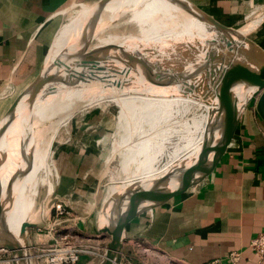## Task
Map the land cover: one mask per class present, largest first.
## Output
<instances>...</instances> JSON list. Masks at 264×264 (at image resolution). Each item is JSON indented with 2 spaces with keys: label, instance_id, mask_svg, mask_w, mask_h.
Returning a JSON list of instances; mask_svg holds the SVG:
<instances>
[{
  "label": "bare ground",
  "instance_id": "1",
  "mask_svg": "<svg viewBox=\"0 0 264 264\" xmlns=\"http://www.w3.org/2000/svg\"><path fill=\"white\" fill-rule=\"evenodd\" d=\"M154 3L106 0L101 5L85 4L57 33L47 54V65L66 48L83 46L89 40H96L89 53L105 60L77 72L70 71L75 66L72 63L60 65L55 68L56 75L39 81L17 126L13 160V132H7L4 144L0 139V236L9 230L19 236L23 223L37 224V219H43L45 210L36 208L40 173L47 174L42 183L48 186L49 195L54 194L50 176L55 169V130L62 120L60 115L68 111V119L63 122L66 127L77 108L114 100L107 98L106 91H118L115 101L134 95L132 106L137 107L138 115L135 129L128 131L132 136L121 151L124 177L121 185L110 188L109 195L137 181L196 174L203 167L201 172L206 170L223 135L219 100L225 84L202 65L199 54L207 49L231 64L246 65L244 59L263 63L246 41L247 34L262 19L226 32L186 2ZM125 16L128 25L131 22L139 28L138 33L102 35L104 29ZM66 72L75 75L69 77ZM120 80L122 84L115 87ZM149 106L160 108L158 112L153 109L150 119ZM173 110L178 117L174 124L166 119ZM134 164L136 167L130 169ZM24 172L26 175L20 178ZM125 210L111 212L110 220L117 221ZM26 260L31 264L30 257Z\"/></svg>",
  "mask_w": 264,
  "mask_h": 264
},
{
  "label": "crops",
  "instance_id": "2",
  "mask_svg": "<svg viewBox=\"0 0 264 264\" xmlns=\"http://www.w3.org/2000/svg\"><path fill=\"white\" fill-rule=\"evenodd\" d=\"M77 1L90 0H0V119L13 95L42 67L62 25L61 11ZM146 1L155 4L157 0ZM189 1L228 26L257 14L262 21L252 40L264 49V0ZM77 123L71 127V144L56 156L54 198L82 218L75 222L78 230L91 233L95 228L98 233L97 218L91 217L100 203L99 182L110 158L106 145L114 142L111 135L117 123L98 111ZM7 138L8 133L3 144ZM239 139L226 156L219 146L215 149L206 170L213 164L219 166L207 187L130 224L120 264H230L233 252L241 254L237 264H264V257L250 248L253 238L264 233V121L256 108L247 109ZM11 148L13 160V138Z\"/></svg>",
  "mask_w": 264,
  "mask_h": 264
},
{
  "label": "water",
  "instance_id": "3",
  "mask_svg": "<svg viewBox=\"0 0 264 264\" xmlns=\"http://www.w3.org/2000/svg\"><path fill=\"white\" fill-rule=\"evenodd\" d=\"M105 1L99 0L98 4L101 5ZM181 1L199 10L207 20L222 30L233 31L232 28L222 25L189 0ZM246 41L254 53L259 58H263V63L253 59L249 61L244 59L246 65L231 64L221 55L207 49L199 54L203 57L200 58L202 65L218 75L225 84L219 100L221 114L223 112L221 118L223 135L218 142L219 151L221 155L225 154V156L230 154L239 143L241 125L247 109L254 99L256 112L264 121V52L262 55L261 48L252 40L246 39ZM92 47L93 42L89 40L83 46L66 48L50 65L46 63V56L40 70L13 95L8 109L0 119V139H3L10 130L13 132V143L17 144V126L23 109L32 97L34 87H37L43 78L56 75L58 73L55 69L57 66L72 63L75 66L70 71L77 72L81 67H88L100 60H105L91 55L89 51ZM67 75L73 77L75 74L67 73ZM216 165H211L201 173H181L178 176H161L151 180L137 181L108 195L98 206L97 231L99 234L109 237V242L96 264H120L121 252L130 224L139 216L153 212L156 208L176 198L207 187L219 166ZM24 175H26L25 172L19 177L23 178ZM55 201L53 198L51 204L53 205ZM123 208H126L123 216H120L117 221H111L109 214ZM36 226V224L23 223L19 236H16L11 230L0 236V247L6 248L10 252L14 264H26L28 261L26 258L31 257L27 231Z\"/></svg>",
  "mask_w": 264,
  "mask_h": 264
},
{
  "label": "rangeland",
  "instance_id": "4",
  "mask_svg": "<svg viewBox=\"0 0 264 264\" xmlns=\"http://www.w3.org/2000/svg\"><path fill=\"white\" fill-rule=\"evenodd\" d=\"M112 2V1H111ZM99 3V0H90V1H77L74 3H71L69 5H67L62 11H61V22H62V26H64L65 24H68L71 22V20H73V18L76 16V13L81 9V7L85 4L88 5H96ZM150 4V3H148ZM208 14V13H207ZM257 14H254V16H252V18H250L249 20L243 21L242 23L236 25V26H228L226 24H222L226 27L232 28V29H239L245 25L251 24L254 21L258 22V20L261 21V17H257ZM128 16L126 17H122L121 19H119L118 21H116L114 24L112 23V25L109 26V28L104 29L102 35L106 36L109 34H118V35H125V34H136L138 33V27L129 22L128 25ZM216 20V19H215ZM255 23V22H253ZM261 22H259L257 24V26L255 28H253L252 31H250V33L247 34V39L248 40H252V37L254 36L255 32L260 28V24ZM60 27V29H61ZM137 27V28H136ZM59 29V30H60ZM56 40V38H55ZM54 40V41H55ZM253 41V40H252ZM93 45L96 44V40L93 41ZM54 43V42H53ZM51 50V48H50ZM49 50V52H50ZM48 52V53H49ZM261 54L263 55L264 49L261 48ZM122 84L121 80L116 82L115 87H119ZM117 87V88H118ZM117 90H110V91H106L105 94L107 96V98H114V100H99L98 102H96L95 104L91 105V107L88 108H77L75 111L72 112L73 116L71 118V120L69 121V124L65 127L63 122H66L68 117L67 115H69L68 111H65V114L61 113L60 116H62L60 119L61 122L56 126V130H55V136H56V141L54 144V150L56 151V156L57 153L64 148L65 146H67L68 144H71L72 141V125H74V123H79L81 120H85L87 118V115L91 114L92 112L98 111V112H102V113H107L108 116L111 117V119L114 120V123H117V128L115 130V132L111 135L112 137H114V142L112 143V141H109V144L106 145V152H108V157L109 160L107 161V167L105 168V172L103 173V177L99 182V187H100V203L99 205L103 202V200L109 195V190L111 187L114 186H119L121 185V181L124 177L123 172L125 171V167H123V157H122V153L121 151L123 149L126 148V140H128L132 135H128V133L133 132L134 128V123H135V119L137 118V107L136 106H132V104L135 102L134 101V95H128V97L122 101H115L117 98H115L117 95H119V93H117ZM126 94V93H125ZM120 97V96H118ZM139 104L141 106H145L142 102H139ZM140 107V106H139ZM150 107V106H149ZM149 112L147 111V114L149 116V119L152 117V114H154L155 112H153L154 110H160V108L157 106L156 108H149ZM154 109V110H153ZM249 111H254L255 109V99L251 102L250 106L248 107ZM152 110V111H151ZM147 116V117H148ZM171 119V123H177V114L176 112H174V110L171 112V115L168 117V115H166V119ZM148 120V118H147ZM177 120V121H176ZM77 123V124H78ZM129 131V132H128ZM113 144V146H112ZM124 144V145H123ZM122 147V148H121ZM55 166V164H54ZM136 167L135 164L132 165L131 168ZM55 168V167H54ZM56 169V168H55ZM54 169V173L52 176H50V180L54 186V190L56 189V183H57V172ZM47 174L45 172H41L40 173V178L42 180L46 179ZM115 179V180H114ZM42 180L40 182L39 185V194L37 196V204H36V208L39 209L41 207H43V209L45 210L46 214L44 215L43 219H37V226L35 228H29L27 231V240H28V244H34L36 242L37 239V234L39 233L37 231V228H42L43 229V234H46V232L48 231V225L55 221L54 217H55V213L53 212V205L51 204V201L54 198V194L49 195L48 194V186L44 183H42ZM1 181H2V175H1ZM56 182V183H55ZM1 192L3 194L4 186H3V182L1 183ZM56 191V190H55ZM51 199V200H50ZM54 204V203H53ZM98 205V206H99ZM97 218V213L96 210L93 214V216L91 217V220H95ZM62 220L64 221V223H67V216H64L62 218ZM86 221V220H85ZM41 223V224H40ZM89 221L87 220V222H85L84 224H88ZM79 224V223H78ZM94 225H95V221H94ZM79 235L80 237L78 238V243L80 245H82L85 250L87 251H91V252H95V253H100L103 254L106 245L109 242V237L107 236H103L99 233L96 232L95 228H93V231L90 232H81V230H79ZM30 256H31V251H30ZM31 258V257H30ZM99 258H97L96 256L92 255V254H84L81 257V261L79 264H87L89 261V264H96L98 262ZM31 261V260H30ZM32 263V261H31Z\"/></svg>",
  "mask_w": 264,
  "mask_h": 264
},
{
  "label": "built area",
  "instance_id": "5",
  "mask_svg": "<svg viewBox=\"0 0 264 264\" xmlns=\"http://www.w3.org/2000/svg\"><path fill=\"white\" fill-rule=\"evenodd\" d=\"M55 221L48 225V231L43 234L42 228H37L39 232L34 244L29 245L31 260L33 264H79L84 254H92L100 258L102 254L85 250L78 243L79 230L75 226L81 217L74 215L62 202L55 201L53 204ZM67 216V223L62 218ZM251 250L259 258L264 257V233L258 234L250 244ZM230 264H237L241 260V254L233 252L228 258ZM0 264H14L10 252L0 247ZM212 264H219L218 261Z\"/></svg>",
  "mask_w": 264,
  "mask_h": 264
}]
</instances>
